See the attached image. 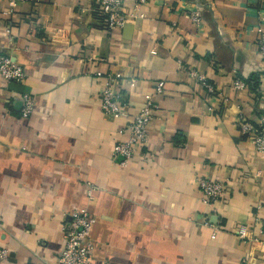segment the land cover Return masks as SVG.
<instances>
[{"label": "crops", "instance_id": "crops-1", "mask_svg": "<svg viewBox=\"0 0 264 264\" xmlns=\"http://www.w3.org/2000/svg\"><path fill=\"white\" fill-rule=\"evenodd\" d=\"M140 12L109 30L94 0H0V53L26 74L0 78V264L53 261L78 208L95 220V264H264V247L237 235L263 238L264 155L239 122L264 125V0H148ZM97 72L117 74L129 117L163 82L148 141L126 165L113 155L125 118L102 112ZM236 77L247 87L234 90ZM201 177L224 184L212 206Z\"/></svg>", "mask_w": 264, "mask_h": 264}, {"label": "built area", "instance_id": "built-area-1", "mask_svg": "<svg viewBox=\"0 0 264 264\" xmlns=\"http://www.w3.org/2000/svg\"><path fill=\"white\" fill-rule=\"evenodd\" d=\"M10 7H15L20 2L31 0H6ZM148 0H135L132 9H126V0H94V9L98 12L104 21V25L109 30L120 29L136 16L141 15V8L146 5ZM190 22L198 26L202 21V7L200 4L195 6L189 12ZM257 46L258 52L264 63V29L260 26L257 28ZM190 76L199 81L203 87L209 92L214 93L213 84L207 81L205 75L189 70ZM97 76L104 78V86L100 95V107L102 112L110 117L122 119L125 118L124 124L119 128V133L124 137L119 139L113 147V155L120 158V164L126 165L137 154L140 146L148 141V124L152 118L155 109V96L162 94L163 82H157L154 91L146 94L143 105L130 117L127 110L128 105L119 100L116 91L118 76L112 72H97ZM26 74L18 63L10 56L0 53V78L6 81L22 82ZM234 90H242L247 87L245 80L240 77L234 78L232 82ZM21 115L28 117L35 106L33 98L24 94L22 96ZM261 121L253 124L248 121H240L239 127L242 134L246 135L255 150L264 155V125ZM198 187L201 190V201L204 204L212 206L223 195L224 184L222 181L208 177H201L197 180ZM92 190L88 191L91 198ZM95 220L93 216L85 208H78L70 212L67 222L62 226V248L53 261H46L40 264H95L94 250L95 242L91 238V231ZM205 225L215 228L208 217L204 220ZM248 228L241 226L237 235L240 238L249 240L251 243H258L264 247V220L260 222L259 234L263 237L252 235L248 236ZM213 230L211 237L214 238ZM8 258L7 250L0 248V262Z\"/></svg>", "mask_w": 264, "mask_h": 264}, {"label": "trees", "instance_id": "trees-1", "mask_svg": "<svg viewBox=\"0 0 264 264\" xmlns=\"http://www.w3.org/2000/svg\"><path fill=\"white\" fill-rule=\"evenodd\" d=\"M245 81H246V83L249 82L248 80H245ZM249 85H250V83H249Z\"/></svg>", "mask_w": 264, "mask_h": 264}]
</instances>
